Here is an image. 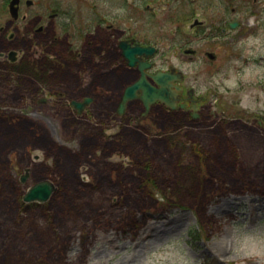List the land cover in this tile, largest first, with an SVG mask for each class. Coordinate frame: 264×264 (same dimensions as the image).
<instances>
[{"label": "rangeland", "instance_id": "374dc122", "mask_svg": "<svg viewBox=\"0 0 264 264\" xmlns=\"http://www.w3.org/2000/svg\"><path fill=\"white\" fill-rule=\"evenodd\" d=\"M7 3L0 51L18 54L0 57V264H264V0H20L17 19ZM107 25L153 45V68L184 75L209 116L146 118L135 99L119 115L108 98L133 71L38 64L44 50L107 63ZM40 180L50 197L22 202Z\"/></svg>", "mask_w": 264, "mask_h": 264}, {"label": "flooded vegetation", "instance_id": "af4514ba", "mask_svg": "<svg viewBox=\"0 0 264 264\" xmlns=\"http://www.w3.org/2000/svg\"><path fill=\"white\" fill-rule=\"evenodd\" d=\"M43 28L42 25H38L35 29V31H41ZM107 28L109 30V34L106 37L107 38V42L106 43H102L103 45V50H105V57L108 59L107 63L102 64L101 60H98L101 62V64L99 63H92L93 62V58H89L88 63L91 64L92 68L87 67V65L85 64V62L81 59V52L78 51H74L71 50V48L73 49V46H69L67 43L66 45L70 48V52L68 53L67 56L69 55V59L58 53H51L48 52L46 50L42 51V53H40V56L37 58V60L40 62L38 64L42 65V67L45 70L48 69H52L57 67L59 64L62 65L57 58H61L64 62V67H67L69 65H72L74 63L78 64V69L79 72H82V74H84L85 72H87L88 70L92 71V72H97V73H103V75L108 74L110 71L111 66L113 67V70H122V69H129L131 71H133L134 77L132 79L123 80L122 85L119 88V91L117 93V95H113L111 94V96L109 95V100H112L111 98H114V103L116 106V111L117 108L119 107V103L121 100V96L123 94L124 88L127 84H129L132 80H134L135 78L139 77L141 72L139 70L138 64H134V65H129L127 63V59L125 58V56L122 53V47H121V42H127L130 45H134L137 43V41L133 40V39H129L126 38L123 34V31H119V33H117V31L113 30L111 25H107ZM83 31L78 35L79 39H84V35H83ZM14 36V33H11L9 35V38H12ZM50 40V39H49ZM55 52V50H53ZM74 51V52H73ZM99 51V50H98ZM4 54L1 57H4L6 60L8 59L7 54H5V51H3ZM44 52V53H43ZM195 53V50H193V53H191V55H193ZM56 54H58V57H56ZM113 55L114 60L112 61L111 64V56ZM56 57V59H55ZM14 59L11 60H15L16 57L13 56ZM110 58V59H109ZM145 60L148 63V66L146 68V78L150 81V83L157 85L156 82H154V80L152 79V74L157 71L159 68H153V62L150 61V55L149 56H144ZM56 60L57 65L53 66V63H51L52 61ZM36 62V61H34ZM102 66V67H101ZM164 70H168V71H173V72H177L178 70H176L173 66H169L168 68L164 69ZM185 76L182 75L180 73V78L177 80H172L171 82V97L174 100V105L170 106L168 104H166L165 102H161V101H155L153 102L149 108L147 110H145L144 104L141 101V99L135 98V100L137 101L138 105L140 106L141 109H143L144 115L147 118L149 115H151V113L153 112V110L156 109V107H160L165 109L166 111L169 112H173V113H183L185 115V119H187L190 123L194 122V121H203V119H206L209 114H206V116H203V118H201V113H202V109L204 107L203 103L201 102L200 98H198L197 96L194 95V92L192 88V86H187L185 83ZM93 80V79H92ZM83 81V77L80 78L79 83H82ZM96 82V80H94ZM94 81H90L91 84H94ZM100 83V82H99ZM99 83L95 84L98 85ZM114 90V89H113ZM139 93V92H138ZM83 97V96H82ZM116 99V100H115ZM184 103V104H183ZM126 107V104H125ZM125 107L123 110V113L125 111ZM118 113V112H117ZM120 115V113H118ZM122 114V113H121ZM201 118V119H200ZM115 124V123H114Z\"/></svg>", "mask_w": 264, "mask_h": 264}, {"label": "water", "instance_id": "95a60500", "mask_svg": "<svg viewBox=\"0 0 264 264\" xmlns=\"http://www.w3.org/2000/svg\"><path fill=\"white\" fill-rule=\"evenodd\" d=\"M27 4H29L31 1L27 0ZM18 0H10L9 2V12L12 15V17L16 18L18 15V6H17ZM202 21L198 20L195 18L193 22L190 24L192 27L195 24H199ZM236 23H231V26H234ZM153 48L152 47H142V46H134V47H129L125 48L123 53L124 55L128 58L129 63L132 64L134 61V53H141V52H146L150 53L152 52ZM189 49H186L185 52H189ZM14 53L13 50L10 51V54ZM208 56L213 57L214 55L211 52H208ZM170 77L169 74L163 73V74H157L155 75V79L162 85V87L156 88L152 86L151 84L147 83L145 79L141 78L130 85L126 86L124 95H123V100H126L127 98L133 97L135 95L136 89L141 88L143 90L144 99L146 100H151L154 98H161L165 99L164 92L166 91V85H167V79ZM25 179V176H22V180ZM53 190L52 184L47 181H39L32 185L23 195V199L25 201H30V200H37V201H44L46 200L51 192Z\"/></svg>", "mask_w": 264, "mask_h": 264}]
</instances>
